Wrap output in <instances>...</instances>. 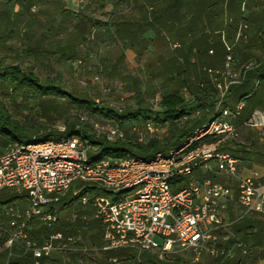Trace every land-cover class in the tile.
<instances>
[{
	"label": "built area",
	"instance_id": "1",
	"mask_svg": "<svg viewBox=\"0 0 264 264\" xmlns=\"http://www.w3.org/2000/svg\"><path fill=\"white\" fill-rule=\"evenodd\" d=\"M242 29H237L235 43L243 37ZM221 42L223 67L204 70L217 95L214 113L167 155L142 159L125 154L91 162L87 157L91 147L77 136L15 143L0 153V191L11 189L25 195L22 211L12 205L1 207L0 236L6 240L0 252L7 249L11 256L15 249L19 256L31 257L33 264H56L55 257L77 251L81 236L59 230L61 220L53 205L74 182H80L83 186L75 195L86 188L79 198L85 212L80 217L74 214L72 221L86 224V212H92L90 217L103 229L102 252L130 250L160 260L178 255L192 264L204 263L205 258L232 260L239 252L238 264H244L251 248L234 237L229 213L239 210L237 219L256 215L264 221V182L255 170L240 175L241 159L228 150L239 137L237 122L249 97L232 108L225 105L231 88L245 80L253 65L242 66L236 73L233 46L224 34ZM173 48L181 46L174 44ZM243 126L259 130L258 137L264 141V109L254 110ZM92 127L109 142L124 138L119 128L99 123ZM130 132L142 142L156 129L147 123L145 133L136 126ZM80 253L86 256L87 249ZM82 263L81 258L78 264Z\"/></svg>",
	"mask_w": 264,
	"mask_h": 264
},
{
	"label": "rangeland",
	"instance_id": "2",
	"mask_svg": "<svg viewBox=\"0 0 264 264\" xmlns=\"http://www.w3.org/2000/svg\"><path fill=\"white\" fill-rule=\"evenodd\" d=\"M32 1L0 0V16L8 15L10 19L9 24H0V69L8 66H19L22 70L33 72L41 83L53 80L72 97L93 102L96 107H101L105 112L111 110L112 114H116V116L110 118L92 113L88 109H78L70 105L67 99H58L56 102L46 101L44 110L35 108L29 112H21L19 109H15L6 100L3 103L6 104L8 110L21 124H27L30 121H39L40 124H43V126L53 132H61L59 129H65L69 124H73L78 129L82 128L88 136H92L97 142V145H92V150L87 153L89 160L100 156L104 149H110L111 151L115 147L114 142L122 144L131 143L134 145L146 144L151 137L147 136L144 141L138 142L130 132L131 127L136 126L145 133L147 124L145 121L151 112L159 110L160 107L157 105V102H159L163 93L179 91L184 96L192 98V96H195V88L189 80L196 79L199 82L205 78L207 79L204 70L209 68L207 63L210 60L208 57L210 56L209 50L214 51L212 47L208 48L207 54L202 53L199 59H197V56H189V59H194L196 63L192 65V62H190L185 65L186 74H188L189 78L187 80L189 86L186 91H183V88H179L174 82H168L167 79L169 80L170 76L177 72L173 60L180 56L181 52L185 53L188 50L189 41L182 40L183 36L181 38L179 33L172 29L171 32H165L163 35L155 34L156 39L152 45L148 46L144 43L137 44L134 46L133 51H131L132 53L127 51V55H125L126 45L120 43L115 37L114 26L111 25L110 28L98 31L93 27L91 21L88 23L90 18L94 19L100 16L99 13L95 12V0H69L74 5L73 11H68L67 14H60L56 17V22L60 26L59 31H56V36H54L56 37V39L54 38L52 46L54 50L56 44H58L56 43L57 41H59V46L68 43L64 42V39H66L65 37L68 33L74 31V26L77 22L81 23L83 21L90 30V33L78 48L80 57L70 62L66 58L72 54L67 53L66 58H64L65 60L56 58L35 61L23 51L26 34L28 32L34 33L36 36L33 37L36 42L39 33L42 31L49 32L47 29L49 23L41 26L44 28L43 30L38 28L36 24L31 25L29 27L30 29H25L22 23L17 22V17L13 15L14 10H18L17 6H22L24 9H27L26 15L28 17L33 16L36 18L39 12V6L34 8ZM64 4H66V0H61L60 6L62 7ZM107 5H110V3ZM32 7L33 9L30 11ZM242 9L244 10L243 12ZM235 19H238L236 24H234ZM13 20L16 23L14 27L11 24ZM45 22L51 21L47 19ZM212 22H214L211 25L212 28H218L215 30L207 27L201 28V25V27H197L196 32L198 35L204 33L211 38L217 37L215 32L218 29V32H220L219 37L224 34L228 44L233 46L234 70L236 73L240 71L242 66L253 65L252 69L248 72L252 74L264 68V0H246L245 2H241L232 15H215ZM231 24H234L232 29L229 27ZM240 26H243V37L235 43L236 31ZM46 42H49L48 38ZM174 44H180L181 48L174 49ZM34 46L36 45L34 44ZM57 56L62 57L61 52ZM96 77L97 80H95ZM252 87L253 84H251L250 88ZM247 88H249V85H247ZM215 98L217 100V95L214 94L212 100ZM193 106L195 104L188 100L187 109L189 113H192L190 110ZM32 107L33 104L30 105V108ZM134 113H139L138 118L142 120L137 119L134 122L126 121L122 126L119 125L118 121L120 118L122 119V117ZM188 117L192 118L191 116ZM81 118L84 121H81ZM186 120L183 119L177 126H182ZM94 123H99L101 126L119 128L124 134L123 140L109 142L104 135L98 134L93 130L92 124ZM155 129L156 133L152 137L163 140L172 127L166 124L164 126H155ZM20 140L24 141L25 139L20 138ZM44 140L45 138L40 136L36 137L35 141L42 142ZM52 140L57 139L53 138ZM4 149L6 148L0 147V151ZM164 155H167V153ZM82 186L83 184L80 182H74L64 198H61V201L54 204L53 207L62 222L67 225H73L71 229L74 230V233L81 232V241L84 244V248L87 249V255L82 258V264H100L102 263V256L96 251L98 247L90 248L89 243V237L92 234L89 231L92 212H86L87 222L86 224L83 223V229L81 230L77 223L79 219L72 221L74 214L80 217L81 213L85 212L79 203V199L75 197V193ZM0 202H8L4 205H12L22 211L23 207L21 205L25 203V195L14 193L11 189H4L0 191ZM4 205L0 206L2 207ZM247 222L245 219L241 223ZM122 254L127 255L125 253ZM133 256V259L122 263L174 264L177 259H180L183 264H192L187 257H180L178 255H169L163 260H160L153 254L141 256L134 253ZM209 263L232 264L225 261L215 263L214 261L211 262L208 258L204 259V263L199 264ZM116 264H120V262Z\"/></svg>",
	"mask_w": 264,
	"mask_h": 264
},
{
	"label": "trees",
	"instance_id": "3",
	"mask_svg": "<svg viewBox=\"0 0 264 264\" xmlns=\"http://www.w3.org/2000/svg\"><path fill=\"white\" fill-rule=\"evenodd\" d=\"M223 1L224 0H206L207 3L205 2V4L207 5L206 7L208 12L205 14L207 18H212L214 14H216L215 12L217 9L220 10L219 13H222L221 8L224 4ZM241 2L242 0H228V14L232 15L233 12L237 10ZM168 4L172 6H177V4H180V0H168ZM201 4H204L203 0H201ZM237 21L238 19H235L234 24H236ZM3 23L4 25L10 23L8 15L3 17L0 16V24ZM11 24L14 27V24L16 23L15 21H12ZM234 24H231L229 27H231L232 29ZM123 33H125V36L123 37L126 38H129L130 36L134 35V32L127 29H124ZM207 39L208 37L205 36L203 40L198 41L195 45L191 46L189 50L191 51V49L195 47L197 48L198 53L207 54V50L208 48H210ZM34 44L35 40L33 34L26 35L23 44V51L27 54V56H29L33 60L37 61L40 56L48 58L54 55V53H51L47 50L39 52V49L41 48L40 44H37V46H34ZM221 46L223 45L221 44ZM61 55L62 58L66 57L65 53H62ZM224 57L225 50L223 51V61ZM68 59H72V57L69 56ZM208 67L215 68L214 65L211 64H209ZM251 74L252 73H248L245 80L240 85L231 88L230 93H233L232 96H236L238 98L237 102L243 99L244 97H250L251 95H253L255 87H249L250 89L247 88V85H249L250 79L252 78ZM256 77L259 82H264V70L262 74H258ZM167 81L170 83L174 82L176 85H178L179 88L187 87L185 79L182 78L180 74H176V76L174 77L170 76V79H167ZM194 88L195 96H192V99L190 100L195 104V106H193V108L190 110L192 111V113L188 112L186 97L181 92L174 91L170 93H163L159 102V110L151 112L148 115L145 121L146 123H152L154 126H164L166 124H169V126L172 127V129L169 130L168 135L163 140L151 137L149 141L144 145H134L131 143L122 144L119 142H114L115 147H113L111 151L110 149H104L100 156L93 158L90 161L95 162L106 157L116 158L121 157L125 154H131L142 159H148L150 156L155 154H165L174 146L180 145L197 128H200L204 124H206L215 110L216 98L214 100L212 99L214 94L216 95V91L213 88L211 82H206L205 80H203L199 83V85L195 86ZM58 99H67L70 105H73L74 107L81 110L88 109L92 111V113L104 115L105 117L110 118L116 116V114H112L111 110H107L105 112V110L101 107H96L95 103L93 102H88L86 100H80L72 97L71 95L67 94L57 82L53 80H48L45 83H41L39 78L35 74H33V72L22 70L19 66H8L0 69V147L8 148L9 146L15 143L23 142L39 143L35 140L36 137L40 136L45 138L44 141L52 140L53 138H56L58 140L60 138H69L77 136L81 137L82 140H86L92 150V145H97V142L95 139H93L92 136H88L82 128L78 129L74 127L73 124H67L68 126L63 132H53L43 126V124H40L39 121H30L27 124H21L16 120V117L13 116L12 113L8 110L6 104L3 103L6 100L8 104L12 107H15V109H19L21 112H29L31 109L35 108L44 110L46 101L56 102V100ZM31 104H33L32 108H30ZM197 112H199L198 115L196 114ZM138 115L139 113H134L124 116L122 117V119H119L118 123L120 126H122V124L126 121L134 122L137 119L142 120L141 118H138ZM188 116H191L192 118H189ZM183 119H187L183 123L184 125L182 124V126H177V124ZM20 138H24L25 140L21 141ZM106 142L108 143V141ZM3 151H0V153H2ZM86 191V188L83 189L80 194H76L75 197L79 199L82 195H84ZM7 203L8 202H0V205H4ZM0 217L1 220L4 219L1 212V206ZM2 222H4V220H2ZM77 223L80 226V230L83 229L82 226L84 224L81 222V220H78ZM90 223L91 225L89 227V231L92 232L91 236L89 237L90 248L98 247L96 250L102 256V263L100 264H116L118 262H120V264H123L122 262L134 258V253L130 250H121L117 252H102V226L100 223L93 220ZM72 227L73 225H67L66 223L61 221L59 230H61L65 234L68 233L72 235L74 234L81 236V232L79 231L78 233H74V230L71 229ZM252 229V226L244 227V225H240V223L236 224L233 227L235 234L241 236L242 241L246 243H248V241L246 240L248 232ZM32 236H35V232H32ZM5 240V237L0 236V247L4 244ZM257 244H261V242H258ZM82 248H84V244L81 241L76 245L77 251H75L74 253H71L68 256L66 255L61 257H55L56 264H78V260L84 258L85 256L80 253V250ZM13 253L14 254L10 256L9 250H2L0 252V264H33L31 257L19 256L17 250L15 249L13 250ZM122 253H125L127 255H123ZM145 255L150 254H143L141 256ZM239 258L240 257H236L232 260H226L225 262L238 264L240 262ZM110 259H116V262L112 263L109 261ZM174 264H183V262H181L180 259H177Z\"/></svg>",
	"mask_w": 264,
	"mask_h": 264
},
{
	"label": "crops",
	"instance_id": "4",
	"mask_svg": "<svg viewBox=\"0 0 264 264\" xmlns=\"http://www.w3.org/2000/svg\"><path fill=\"white\" fill-rule=\"evenodd\" d=\"M33 1L32 4L34 8L36 6H39V12L36 18H34L33 16L28 17L26 15L27 9H24L22 6H17L18 10H14L13 15L17 17V22L20 24L22 23L25 29H30L29 27L31 25L36 24L38 28L43 30L44 28L41 26L49 23L47 28L49 32L42 31L41 33H39L38 39L35 42L36 46L37 44H40L41 46L39 52L47 50L51 53H54V55H58V53L60 52L61 54L65 53L66 56L67 53L72 54L70 56L72 57V59H68L69 57L62 58L57 55H52L48 58L40 56L38 60H52L56 58H66V60L70 62L77 60L80 57L78 48L80 47L86 36L90 33V30L83 21L81 23L77 22L74 26V31L67 34L64 42L68 43L59 46V41H57L56 43L58 44H56L55 50L54 48H52L54 38L56 39V37L54 36H56V31H59L60 26L56 22V17L60 14H67L68 11H73L74 5L70 3L69 0H66V4H64V6L62 7L60 6L61 0ZM203 1L204 4L202 5L201 0H180V4H177V6H172L168 4V0H95V12L99 13L100 16L94 19L90 18L88 20V23L89 21H91L93 27L98 31L110 28L111 25L114 26L115 37L120 43L126 45V50L124 51L125 55H127V51H130V53H132L131 51H133L134 46L137 44L139 45L141 43H144L148 46L152 45L154 40L156 39L155 34L163 35L165 34V32H171L172 29L176 30L181 38L183 36L182 40L189 41L190 48L198 41L203 40V38L206 36L204 33H202L204 35H198L196 32L197 27H201L202 25L201 28L207 27L215 30L218 27L212 28L211 26L212 23H214L212 22V19L215 17V15H229L227 10L228 0H224V4L221 8L222 13H219L220 10L217 9L215 12L216 14H214L212 18H207L205 14L208 12L206 7L207 5L205 4L206 0ZM109 3L110 5H107ZM33 7L30 9V11H32ZM47 19L51 22H45ZM124 29L131 30L132 32H134V35L130 36L129 38L123 37L125 36V33H123ZM218 30H216L215 32V35H217L216 38L207 36L208 44L214 50H209L212 51L213 54L208 56L210 60L207 64L214 65V67L217 69L222 68L224 63V50L222 48L223 46H221L222 42L221 37L218 36L220 34ZM28 34H33V36H36L34 33L28 32ZM47 38L49 39V42L45 43ZM189 48L185 53L181 52L180 56L173 60L177 72L171 76L174 77L176 76V74H180L181 77L185 79L187 87H184L183 91H186L189 86V84L187 83V80L189 78L188 74H186L185 65L190 62H192V65L196 63L194 59H189V56H197V59H199V57H201L200 55L202 54L198 53L197 48L195 47H193L191 51L189 50ZM263 70L264 68H261L257 71V73L255 72L254 74H251L252 78L250 79L249 87L251 86V84H253V86L255 87L256 83H258V86L254 90L253 95L247 98L246 106L240 116V119L237 122V125L239 126V137L228 148V150L232 154L237 155L241 159L240 175L245 176L249 174L250 170H255L258 172L261 182H264V141H261L258 137L259 130L244 127L243 123L250 118L254 110L264 109V82H259L256 77L258 74H262ZM206 76L207 79L205 78L203 80H205L206 82L210 81L207 74ZM189 81L192 83L193 87L199 85V83L202 82H197L196 79ZM232 94L230 93L225 105L231 108L237 103L238 99L236 96H232ZM191 99L192 98L189 96L186 97L187 101ZM218 179L223 183L225 182L222 177H219ZM232 212L234 213L233 215ZM238 214L239 210H230L229 219L230 221L234 222L231 227V231L234 237L239 242L251 248L249 259L245 260L244 264H264L263 219L260 216L256 215L237 219ZM245 219L248 222L242 224L241 222ZM238 223H240V225H244V227L252 226L253 229L248 232V236L246 237L248 243L242 241L241 236L235 234L233 227ZM258 242H261V244H257ZM236 257H240L239 252L235 253L234 258Z\"/></svg>",
	"mask_w": 264,
	"mask_h": 264
}]
</instances>
